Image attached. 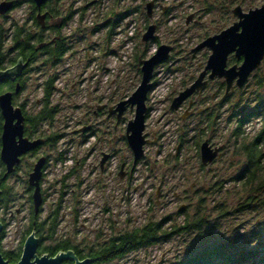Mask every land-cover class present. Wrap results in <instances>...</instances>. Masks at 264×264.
Masks as SVG:
<instances>
[{
    "label": "rangeland",
    "instance_id": "374dc122",
    "mask_svg": "<svg viewBox=\"0 0 264 264\" xmlns=\"http://www.w3.org/2000/svg\"><path fill=\"white\" fill-rule=\"evenodd\" d=\"M14 1L19 4L12 8ZM1 2H11V8L0 14V24L32 26L28 0ZM147 3L152 4L151 16ZM261 5L264 0L52 3L59 14L48 24L67 38L68 51L56 66L43 61L30 65L25 86L14 101L24 103L32 114L39 107L42 83L52 77L51 104L58 112L32 138L56 134L57 141L26 154L6 179L14 201L8 209H0V222L5 224L2 249L16 248L28 227V173L43 156L47 165L40 180L43 203L38 220L59 206L57 237H68L82 248L151 221L161 223L162 241L103 264H175L223 242L234 248L235 255L248 252L252 257L248 264H262L264 138L257 148L263 153L257 165L248 161L246 150L264 128V107L256 108L258 99H264V57L223 102V79L214 78L177 109L170 108L210 54L208 48L197 46L237 20L233 8L240 6L246 12ZM151 24L154 38L144 42L142 35ZM160 44L171 50L153 69L143 129L150 142L133 164L125 129L134 118L135 106L126 105L119 119L116 108L140 84L139 60L151 57ZM244 116L247 120L237 129ZM205 139L219 150L211 163L203 165L199 146ZM42 237L40 244L52 243L45 233Z\"/></svg>",
    "mask_w": 264,
    "mask_h": 264
},
{
    "label": "water",
    "instance_id": "95a60500",
    "mask_svg": "<svg viewBox=\"0 0 264 264\" xmlns=\"http://www.w3.org/2000/svg\"><path fill=\"white\" fill-rule=\"evenodd\" d=\"M38 9V15L42 18L39 10L47 0H32ZM151 3H147L146 12L151 16ZM11 8V2L0 3V14L3 15ZM232 14L237 18L231 25L219 33L207 36L197 49L206 47L210 50L206 63L195 80L181 90L170 104L175 110L181 103L194 92L200 93L208 80L214 78L223 79L225 93L220 102H223L232 92L234 85L241 87L247 80L250 73L258 67L264 57V5L242 11L240 6L232 9ZM189 19V17H188ZM187 19V21H188ZM41 26L43 24L41 23ZM155 25L147 26L146 32L142 35L144 42L154 38ZM171 47L160 44L156 52L148 59L139 60L141 81L132 95L125 101L119 103L116 108L117 119L125 110L126 105L130 108L135 106L134 118L129 120L125 129V139L133 155V164L143 156V145L150 141L143 134L145 120V100L148 91L152 87L150 81L153 76L154 67L165 61ZM232 55L236 62L228 65V58ZM25 64L18 62L4 70H0V82L5 78L13 79L21 74ZM19 91V84L14 87V92ZM0 116L2 118L0 131V161L4 166V173L1 177L4 180L14 172L15 166L20 163L21 156L34 150L43 143L42 138L29 139L24 136L25 116L19 105H14L12 92L0 93ZM219 150V147L212 148L207 139L199 146L200 159L203 165L211 163ZM106 158V157H105ZM104 158V159H105ZM45 157H38L28 173L27 183L32 188L31 204L34 215L40 212L43 197L40 190L42 170L45 165ZM122 175L121 173H119ZM3 225L0 222V232ZM39 239L34 230L25 238L22 245L20 259L16 263L7 261L0 252V264H63L69 261L70 264H90L91 258L79 259L73 250L59 251L54 256L38 254Z\"/></svg>",
    "mask_w": 264,
    "mask_h": 264
},
{
    "label": "trees",
    "instance_id": "16d2710c",
    "mask_svg": "<svg viewBox=\"0 0 264 264\" xmlns=\"http://www.w3.org/2000/svg\"><path fill=\"white\" fill-rule=\"evenodd\" d=\"M31 5V15L30 21L32 26H26V24L18 25L15 22L10 23L9 27H4L0 24V67L5 68L7 64L12 65L15 62L16 55H23V57H30V62L43 61L48 66H56L62 61L63 56L66 54L69 48L67 38L60 35V29L54 26H50L49 29L54 31V34L47 33L46 28H41L36 19V6L32 0H28ZM60 0H48L47 8L52 16L58 15V10L51 6L52 3H58ZM19 2L14 1L12 3V8L17 7ZM68 14L66 19H69ZM34 26V30L31 28ZM10 42V45L7 43ZM17 50V54L10 59L8 58V53L10 51ZM231 64L236 62L233 56H230ZM30 68H27L28 71ZM53 78L47 77V79L42 83V96L39 100L38 109L32 114H28L25 110V104L20 103L23 114L25 116L24 132L28 137H34V135L40 134V129L43 125L49 124L53 119L55 114L58 112L55 105L51 104V98L53 95ZM221 86L224 85L223 81L220 83ZM3 86L11 88V83H5L0 85V92L3 90ZM25 86V80L20 81L19 88L22 90ZM13 98V103L16 104ZM258 104L256 108L264 107V99H258ZM17 105V104H16ZM252 114L248 112L246 114ZM247 120L244 116L238 119L237 129L240 128L243 121ZM2 118L0 116V131H1ZM264 138V128L261 130L259 135L252 141L246 150L248 161L257 165L259 159L263 156V153L259 150L258 145ZM56 134H51L43 139V143L38 147L40 148L43 144L49 142H56ZM47 163L44 165L46 166ZM0 166L2 167L0 173V209L6 210L10 207V203L14 201V192L11 191V187L6 184V179L11 176L9 175L5 180L1 177L4 173L3 165L0 161ZM19 168L16 167L15 171ZM26 182V181H25ZM31 203V194L28 197ZM30 222L28 227L24 230V235L20 241V244L12 250H3L1 246V240L4 236L5 224H3V230L0 232V252L3 257L10 263H16L21 256L22 245L27 237V235L34 230L36 235H39V246L38 254H48L49 256H54L59 251L73 250L75 255L79 259L91 258L92 262L90 264H103L110 262L114 259L121 258L126 254L154 245L163 240L165 233L162 231L160 222H148L142 226L135 227L131 230H125L116 234L110 235L107 239L98 241L94 244H90L86 247H78L68 237H57L56 232L59 225V206H57L53 211H50L47 216L38 220L39 214L34 215L32 210V204H30ZM45 233L47 238L52 240V243L48 245L40 244L42 240V234ZM234 248L227 242L215 244L213 246H207L203 249L185 257L184 259L176 262L175 264H248L249 256L248 252H239L235 255L233 253ZM63 264H70L69 261ZM264 264V258L263 263Z\"/></svg>",
    "mask_w": 264,
    "mask_h": 264
},
{
    "label": "flooded vegetation",
    "instance_id": "af4514ba",
    "mask_svg": "<svg viewBox=\"0 0 264 264\" xmlns=\"http://www.w3.org/2000/svg\"><path fill=\"white\" fill-rule=\"evenodd\" d=\"M48 1V0H47ZM47 1L42 5V7L40 8V10H39V12H40V14H44V17L42 18L40 15H38L37 13H38V9H37V7H36V19H37V22L39 23V25H40V27L41 28H46V30H49V24H48V21L52 18V17H54V16H52L50 13H49V10H48V8H47V6H48V4H47ZM41 23L43 24V26H41ZM26 26H27V24H26ZM31 30H33V27L31 28ZM17 54V50H14V51H10V53H8V58L10 59L11 57H13V56H15ZM230 56H232V55H230ZM229 56V57H230ZM228 60H229V58H228ZM18 62H20L21 64H25V67L21 70V74L18 76V77H15V78H13V79H10V78H5L3 81H1L0 82V85H3V84H5V83H11L12 84V87L11 88H7V86H3L2 88H3V90L0 92V93H2V92H5V91H11L12 92V101H13V98H15V96L18 94V92L21 90L20 88H19V91L17 92V93H15L14 92V87H15V85L18 83L19 85H20V81L21 80H23L24 79V77H25V74H26V70H27V68H29L30 67V65H32L34 62H30V57L29 56H27V57H23V55H16V59H15V62L12 64V65H10V64H7V67H5V68H1L0 67V70H4V69H7V68H9V67H12L13 65H15V64H17ZM230 65V64H229ZM14 104V103H13ZM14 105H16V104H14ZM20 106V105H19ZM24 124H25V121H24ZM24 136H27V135H25V132H24ZM28 137V136H27ZM29 139H35V138H32V137H28ZM38 147L37 148H35L34 150H31V151H29V152H27L26 154H31V153H36L37 151H38ZM26 154H24V155H22L21 156V159H20V162H21V160L23 159V157L26 155ZM20 164V163H19ZM19 164L17 165V166H19ZM3 165V164H2ZM17 166H15V169H16V167ZM3 168H4V166H3ZM31 169H32V167H31ZM31 171V170H30ZM29 171V172H30ZM14 172H15V170H14ZM13 172V173H14ZM12 174V173H11ZM10 174V175H11ZM9 176V175H8ZM7 176V177H8ZM6 177V178H7ZM5 178V179H6ZM4 179V180H5ZM41 179H42V177H41ZM27 190L28 191H31L32 192V188L28 185V187H27Z\"/></svg>",
    "mask_w": 264,
    "mask_h": 264
}]
</instances>
